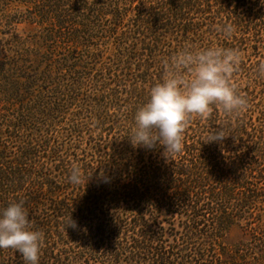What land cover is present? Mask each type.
I'll return each instance as SVG.
<instances>
[{
    "label": "trees",
    "instance_id": "obj_1",
    "mask_svg": "<svg viewBox=\"0 0 264 264\" xmlns=\"http://www.w3.org/2000/svg\"><path fill=\"white\" fill-rule=\"evenodd\" d=\"M0 34V208L23 201L38 264H264V0H1ZM208 47L241 53L246 109L190 115L170 159L134 148L163 61Z\"/></svg>",
    "mask_w": 264,
    "mask_h": 264
},
{
    "label": "clouds",
    "instance_id": "obj_2",
    "mask_svg": "<svg viewBox=\"0 0 264 264\" xmlns=\"http://www.w3.org/2000/svg\"><path fill=\"white\" fill-rule=\"evenodd\" d=\"M217 30L226 36L233 31L231 25L218 26ZM240 59L237 49L208 47L182 50L163 61L165 76L151 87L147 101L136 110L130 144L149 150L161 147L167 160L182 151L183 132L190 115L205 117L214 104L229 116L246 109L247 99L229 83ZM181 70H187L188 79ZM257 71L264 76V61L257 65ZM225 137L224 129L219 128L212 131L207 142ZM82 179L79 167L73 165L69 182L79 184ZM69 226L75 227L72 220ZM41 239L42 234L31 228L22 200L0 208V249H14L24 264H38Z\"/></svg>",
    "mask_w": 264,
    "mask_h": 264
},
{
    "label": "rangeland",
    "instance_id": "obj_3",
    "mask_svg": "<svg viewBox=\"0 0 264 264\" xmlns=\"http://www.w3.org/2000/svg\"><path fill=\"white\" fill-rule=\"evenodd\" d=\"M1 1V0H0ZM18 31L24 35L27 36L31 30H33L31 27H29L28 24H19L17 26ZM8 36L0 34V40L3 38H7ZM245 239V231L238 227L235 226L234 228L231 229L230 233L227 236V243L228 245H236L238 244L241 240Z\"/></svg>",
    "mask_w": 264,
    "mask_h": 264
}]
</instances>
